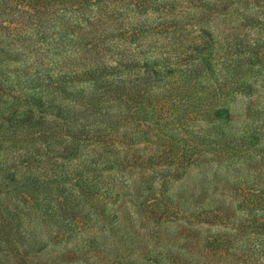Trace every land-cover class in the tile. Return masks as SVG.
I'll use <instances>...</instances> for the list:
<instances>
[{"label":"trees","instance_id":"trees-1","mask_svg":"<svg viewBox=\"0 0 264 264\" xmlns=\"http://www.w3.org/2000/svg\"><path fill=\"white\" fill-rule=\"evenodd\" d=\"M0 264H264V0H0Z\"/></svg>","mask_w":264,"mask_h":264},{"label":"rangeland","instance_id":"rangeland-1","mask_svg":"<svg viewBox=\"0 0 264 264\" xmlns=\"http://www.w3.org/2000/svg\"><path fill=\"white\" fill-rule=\"evenodd\" d=\"M240 103H241V99L239 98V99H237L235 101V106L240 105ZM194 173H195L194 168L189 169L187 172L184 173V176L182 177V180H186V178L189 179L190 176H192ZM180 184H182V181L181 180L178 181V182H176V183H172L171 185H169L170 186L169 191H176V189H178L180 187Z\"/></svg>","mask_w":264,"mask_h":264}]
</instances>
